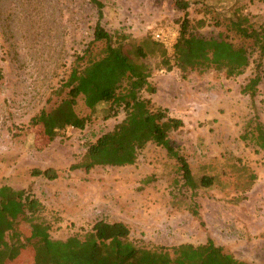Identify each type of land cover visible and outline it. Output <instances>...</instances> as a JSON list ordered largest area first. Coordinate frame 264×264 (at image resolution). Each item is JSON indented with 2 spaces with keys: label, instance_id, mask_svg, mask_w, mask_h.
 I'll list each match as a JSON object with an SVG mask.
<instances>
[{
  "label": "rangeland",
  "instance_id": "374dc122",
  "mask_svg": "<svg viewBox=\"0 0 264 264\" xmlns=\"http://www.w3.org/2000/svg\"><path fill=\"white\" fill-rule=\"evenodd\" d=\"M98 1L100 24L114 45L148 67L154 93L140 96L151 101L152 111L166 110L183 121L170 132L171 142L195 179L214 180L210 188L196 191L203 224L189 213L191 192L176 162L153 143L131 166L69 171L90 144L124 120L123 109L108 104L91 112L80 96L74 111L88 118L84 129L67 128L49 140L40 127L29 126L32 117L65 98L62 84L86 49L92 59L103 55L104 44L93 42L97 17L89 0H0V188L25 190L36 198L42 205L38 221L52 240L83 234L97 220L123 222L139 246L198 245L210 238L240 261L264 264V150L247 135L253 120L264 130V54L230 29L231 20L242 18L250 29L264 30V0H183L190 34L220 37L247 50L248 67L232 78L214 69L186 72L184 78L175 67L163 69L161 52L172 61L185 14L174 0ZM157 32L164 41L153 39ZM137 45L146 53L142 60L133 54ZM257 72L261 81L250 98L241 89ZM47 168L59 177L48 181L30 174ZM25 235L24 230L22 243ZM31 261L27 246L8 264Z\"/></svg>",
  "mask_w": 264,
  "mask_h": 264
},
{
  "label": "trees",
  "instance_id": "16d2710c",
  "mask_svg": "<svg viewBox=\"0 0 264 264\" xmlns=\"http://www.w3.org/2000/svg\"><path fill=\"white\" fill-rule=\"evenodd\" d=\"M89 1L97 17L93 42L104 44L103 55L92 59L88 56L90 50L86 49L84 55L77 58L62 84V90H67L65 98L52 110H42L32 117L29 126L40 127L49 140L67 128L84 129L88 118L78 117L74 111L76 99L80 96L91 112L100 105L108 104L123 109L124 120L90 144L81 161L71 165L69 171L89 173L98 166H130L135 163L137 153L148 143H153L176 162L183 185L191 192L189 213L202 225L195 201L196 191L210 188L213 178L202 176L197 180L193 177L186 158L169 138L170 132L183 127L182 121L170 117L166 110L150 109L151 101L140 96L144 91L154 93L148 83V67L142 62L133 61L120 45H114L111 35L100 24L103 18L102 3L98 0ZM174 5L185 14L173 45L172 61L166 52H161L163 69L170 71L175 67L182 78L186 72L202 73L214 69L232 78L248 67L249 56L245 48L236 47L220 37L205 38L190 34L188 3L174 0ZM247 24V20L237 18L231 20L230 29L240 38L252 40L264 54V30L255 31ZM132 51L138 60L146 57L141 45L135 46ZM2 77L0 67V80ZM260 81L257 72L241 89L242 94L253 98ZM123 84L125 87L121 90ZM248 129L247 135L253 144L264 150L261 124L253 120ZM30 174L48 181L59 177L53 168L33 169ZM41 210V203L27 191H16L8 186L0 188V264L17 259L20 251L27 246L32 250L31 264H250L225 252L210 238L198 245L184 243L169 248L139 246L130 239V229L123 222L97 220L83 234H75L64 241L52 240L46 224L38 221ZM24 230L25 242L22 243L20 236Z\"/></svg>",
  "mask_w": 264,
  "mask_h": 264
},
{
  "label": "built area",
  "instance_id": "2783aa9c",
  "mask_svg": "<svg viewBox=\"0 0 264 264\" xmlns=\"http://www.w3.org/2000/svg\"><path fill=\"white\" fill-rule=\"evenodd\" d=\"M153 39H154L155 41H158V42H162V41H164V38H163V36L160 34V32L154 33V34H153Z\"/></svg>",
  "mask_w": 264,
  "mask_h": 264
},
{
  "label": "crops",
  "instance_id": "0c3cea01",
  "mask_svg": "<svg viewBox=\"0 0 264 264\" xmlns=\"http://www.w3.org/2000/svg\"><path fill=\"white\" fill-rule=\"evenodd\" d=\"M163 108L165 107V108H167V109H169V106H162ZM167 112V111H166ZM167 114L170 116V117H173L172 115H170L168 112H167ZM173 118H176V117H173ZM177 119H179V118H177ZM180 120V119H179ZM182 121V120H181ZM182 123H183V121H182ZM184 125V124H183ZM182 128V127H181ZM179 130V129H178ZM178 130H176V131H178ZM148 144H150V143H148ZM147 144V145H148ZM131 166V165H130Z\"/></svg>",
  "mask_w": 264,
  "mask_h": 264
}]
</instances>
